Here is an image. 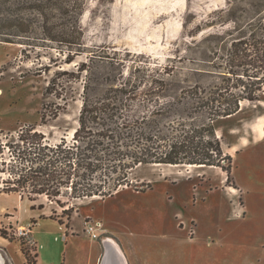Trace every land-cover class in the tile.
I'll return each instance as SVG.
<instances>
[{"label":"rangeland","instance_id":"rangeland-1","mask_svg":"<svg viewBox=\"0 0 264 264\" xmlns=\"http://www.w3.org/2000/svg\"><path fill=\"white\" fill-rule=\"evenodd\" d=\"M76 1L82 2L79 16L68 2V12L58 16L66 22L76 17L82 30L83 46L70 62L65 47L62 52L37 30L20 38L28 45L0 40L3 143L30 125L48 143L62 137L70 140L78 125L85 76L77 68L93 54L122 58L126 65L136 61L155 67L169 62L185 77L191 68L206 65L210 56V67H205L210 74L204 76V81H210V91L226 87L236 92L243 89L239 84L252 88L264 79L257 52L244 44L239 47L246 49L250 55L246 61L251 64L242 65L246 75H238L242 83L237 88L233 86L237 79L227 72L232 52L229 42L241 35L233 32L230 16L239 14L243 21L258 18L264 15V3H259L264 0ZM32 12L24 16L30 18ZM243 34L247 41L251 39L249 32ZM261 113L264 93L257 101L242 100L238 112L214 123L223 152L231 155L227 180V173L214 165L141 164L130 171L129 185L111 196L71 199L63 190L59 199L70 208L69 218L62 206L46 196L31 201L19 193L2 191L1 181L7 173L1 172L0 254L4 264L36 261L34 227L38 237L47 232L53 235L61 220L62 225L68 224V231L81 226L84 232L88 219L102 223L97 239L114 234L108 226L124 234L140 264H264V141L242 152L238 145L230 148L245 134V121ZM7 155L5 148L0 158ZM50 215L53 219L32 226V219ZM79 240L76 248L86 251L88 244Z\"/></svg>","mask_w":264,"mask_h":264},{"label":"trees","instance_id":"trees-1","mask_svg":"<svg viewBox=\"0 0 264 264\" xmlns=\"http://www.w3.org/2000/svg\"><path fill=\"white\" fill-rule=\"evenodd\" d=\"M67 2L79 16L82 2L76 0L72 4L69 0H0V40L28 45L20 38L37 30L62 52L65 47L70 62L83 45L76 17L69 22L58 18L68 12ZM28 10L33 11L30 18L24 16ZM229 21L233 32L241 35L229 42L232 52L227 72L237 79L234 88L243 85L242 90L222 87L225 90L218 92L220 87L210 91V81H204L210 74L205 68L210 67V56L206 65L191 68V76L185 77L169 62L155 67L136 61L126 65L122 58L93 54L77 68L85 76L78 125L70 140L62 137L48 143L33 125L21 128L13 140L3 143L0 138V154L5 148L8 152L7 158H0V173H7L1 181L2 191L19 193L31 201L46 196L62 206L69 218L70 208L59 199L63 190L71 199L111 196L129 185L130 171L141 164L214 165L227 173V180L231 155L223 152L214 123L238 112L242 100L257 101L264 93L260 76L247 75L261 80L252 88L239 84L238 77L245 74L242 65L251 64L240 44L257 52L261 61L257 66L264 71V15L243 21L233 14ZM244 32L250 33V40ZM36 223L31 220L32 226Z\"/></svg>","mask_w":264,"mask_h":264},{"label":"crops","instance_id":"crops-1","mask_svg":"<svg viewBox=\"0 0 264 264\" xmlns=\"http://www.w3.org/2000/svg\"><path fill=\"white\" fill-rule=\"evenodd\" d=\"M244 127L245 134H241L238 141L230 145V148L238 145L240 152L264 141V113L245 121ZM45 219L51 220L39 217L36 224L40 226ZM57 226L59 229L53 235L47 232L40 234V237L36 234V227L33 228L32 236L37 244L36 264H140L132 243L124 234H120L118 229L108 226L115 237L112 235L94 239L82 232L81 226L79 229L72 227L70 231L66 224ZM79 239L88 244L86 251L76 248L77 244H80Z\"/></svg>","mask_w":264,"mask_h":264},{"label":"built area","instance_id":"built-area-1","mask_svg":"<svg viewBox=\"0 0 264 264\" xmlns=\"http://www.w3.org/2000/svg\"><path fill=\"white\" fill-rule=\"evenodd\" d=\"M100 224L97 221L91 219L85 220L83 225V231L91 238L97 239L99 237L98 230L100 229ZM21 234H26V232L21 231ZM106 238V237H105Z\"/></svg>","mask_w":264,"mask_h":264},{"label":"bare ground","instance_id":"bare-ground-1","mask_svg":"<svg viewBox=\"0 0 264 264\" xmlns=\"http://www.w3.org/2000/svg\"><path fill=\"white\" fill-rule=\"evenodd\" d=\"M189 165H192V164H189ZM198 166H200V165H198ZM0 264H4V258L2 257V254H0Z\"/></svg>","mask_w":264,"mask_h":264}]
</instances>
